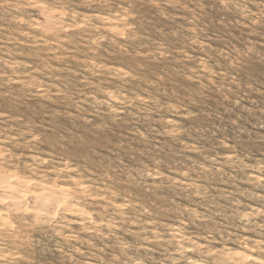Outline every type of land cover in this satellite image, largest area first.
Wrapping results in <instances>:
<instances>
[{
    "label": "rangeland",
    "instance_id": "374dc122",
    "mask_svg": "<svg viewBox=\"0 0 264 264\" xmlns=\"http://www.w3.org/2000/svg\"><path fill=\"white\" fill-rule=\"evenodd\" d=\"M8 178L0 264H264V0H0Z\"/></svg>",
    "mask_w": 264,
    "mask_h": 264
},
{
    "label": "bare ground",
    "instance_id": "6f19581e",
    "mask_svg": "<svg viewBox=\"0 0 264 264\" xmlns=\"http://www.w3.org/2000/svg\"><path fill=\"white\" fill-rule=\"evenodd\" d=\"M14 178H15V177H14ZM3 179H4V178H3ZM8 179H9V178H8ZM16 180H17V179H16ZM19 180H20V179H19ZM11 181H14V180H13V179H12V180H11V179H9V180H3V181H1L2 184L0 183V185H1V187H2V185L5 186V187H6V191H8V190H7L8 188H9V190H10V189H12V188L15 189V188L20 187V186H18V185H17L18 187H14V186H12L13 184H10V183H9V182H11ZM35 181H36V180H35ZM22 182H25V181L22 180ZM27 183H28V182H27ZM16 184H19V183H16ZM19 185H21V186L24 187V185H23L22 183L19 184ZM25 186H26V185H25ZM23 187H22L21 189H23V191H24V188H23ZM3 189H4V188H3ZM63 189H64V188H63ZM15 190H16V189H15ZM11 191H12V190H11ZM16 191H17V190H16ZM18 191H19V190H18ZM18 191H17V192H18ZM26 191H27V190H26ZM60 191H61V189H60ZM10 193H12V194H9V195H13V191L10 192ZM14 193H16V192H14ZM41 193H42V192H41ZM41 193H40V194H41ZM43 193H44V192H43ZM20 194H21V196L23 195V193H19L18 195H20ZM40 194H37V195H39L38 197H40ZM44 194H45V193H44ZM15 195H16V194H15ZM18 195H16V196H18ZM28 195H29V194H28ZM34 196H36V194H35ZM44 196H45V195H44ZM44 196H42V198H40V199L42 200V199L44 198ZM55 196H56V195H55ZM10 197H11V196H10ZM12 198H13V197H12ZM12 198H11V199H12ZM6 199H7V198H6ZM14 199H15V198H14ZM49 199H50V198H49ZM51 199L57 200V199H55V198H53V197H52ZM1 200H2V199H1ZM7 200H8V199H7ZM18 200H19V199H18ZM18 200H17V201H18ZM46 200H47V199H46ZM46 200H45V201H46ZM9 201H10V200H9ZM47 201H48V200H47ZM48 202H51V201H48ZM51 203H52V202H51ZM13 204H14V203H13ZM49 204H50V203H49ZM35 211H36V210H35Z\"/></svg>",
    "mask_w": 264,
    "mask_h": 264
}]
</instances>
